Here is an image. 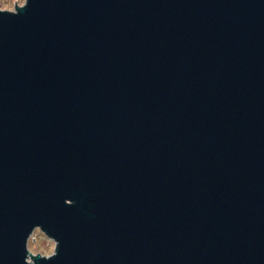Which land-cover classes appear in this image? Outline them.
Here are the masks:
<instances>
[{
	"label": "water",
	"instance_id": "obj_1",
	"mask_svg": "<svg viewBox=\"0 0 264 264\" xmlns=\"http://www.w3.org/2000/svg\"><path fill=\"white\" fill-rule=\"evenodd\" d=\"M37 223V264H264V0L0 13V264Z\"/></svg>",
	"mask_w": 264,
	"mask_h": 264
},
{
	"label": "clouds",
	"instance_id": "obj_2",
	"mask_svg": "<svg viewBox=\"0 0 264 264\" xmlns=\"http://www.w3.org/2000/svg\"><path fill=\"white\" fill-rule=\"evenodd\" d=\"M29 5V0H0V13L19 15ZM66 204L75 205L76 201L66 198ZM61 241L43 226L35 224L25 241V264H37V259L53 260L59 255Z\"/></svg>",
	"mask_w": 264,
	"mask_h": 264
}]
</instances>
